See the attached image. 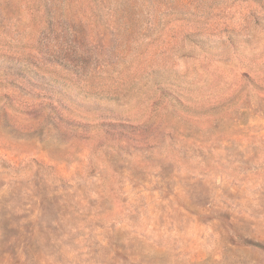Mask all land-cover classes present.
I'll return each mask as SVG.
<instances>
[{
    "label": "rangeland",
    "instance_id": "obj_1",
    "mask_svg": "<svg viewBox=\"0 0 264 264\" xmlns=\"http://www.w3.org/2000/svg\"><path fill=\"white\" fill-rule=\"evenodd\" d=\"M0 264H264V0H0Z\"/></svg>",
    "mask_w": 264,
    "mask_h": 264
}]
</instances>
